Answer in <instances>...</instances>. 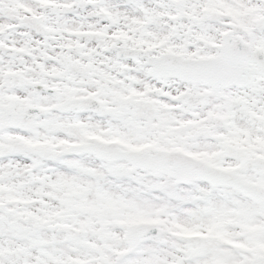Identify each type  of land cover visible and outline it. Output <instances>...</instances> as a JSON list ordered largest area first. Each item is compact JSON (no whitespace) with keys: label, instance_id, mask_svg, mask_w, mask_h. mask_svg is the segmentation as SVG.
<instances>
[{"label":"snow or ice","instance_id":"obj_1","mask_svg":"<svg viewBox=\"0 0 264 264\" xmlns=\"http://www.w3.org/2000/svg\"><path fill=\"white\" fill-rule=\"evenodd\" d=\"M0 264H264V0H0Z\"/></svg>","mask_w":264,"mask_h":264}]
</instances>
